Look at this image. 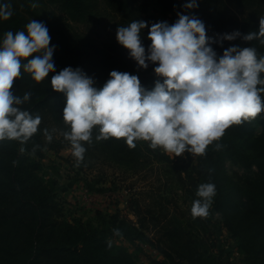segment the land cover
Masks as SVG:
<instances>
[{
    "label": "trees",
    "instance_id": "16d2710c",
    "mask_svg": "<svg viewBox=\"0 0 264 264\" xmlns=\"http://www.w3.org/2000/svg\"><path fill=\"white\" fill-rule=\"evenodd\" d=\"M137 1L0 0L10 4L13 10L8 20H0V37L7 31L25 30L31 20L41 21L49 30L50 45H56L53 54L56 72L68 66L79 67L94 78L97 87L102 86L112 70L128 72L136 74L141 85L151 90L155 81L160 79L153 72L155 65L149 63L147 69L139 68L115 38L116 29L132 21H145L149 27L159 22L152 14H146L147 0H141L142 10L136 7ZM152 1L164 12L186 10L181 6L187 0ZM197 2V8L187 11L204 22L206 34L213 38L235 30L242 34L257 32L259 20L264 18V0ZM147 33L148 27L142 30V43L146 49L150 44ZM232 45L255 47L258 57L264 56V44L259 40L246 42L237 38L223 41L222 46H212L219 55ZM53 74L49 73L41 82H35L29 73L21 69L20 78L13 84L12 90L16 95L23 97L26 92L31 93L29 101L20 107L33 116H40L41 123L38 131L23 144L15 140L0 141V264H137L136 254L130 253L124 246L107 242L101 236L114 230H119L123 237L136 235L155 245L162 258L150 259L148 264H220L219 260L210 257L208 248H202L203 237L199 238L198 234L187 229L188 220L184 221V215L169 217V205L159 204L161 201L170 202L165 197L169 193L167 186V192L157 189L144 194V202L147 199L153 201L146 204L144 212L140 210L141 206L135 211L137 215H142L139 217L142 219V230L121 215L119 210L108 215L97 212L96 224L80 218H64L62 208L55 200L58 182L52 174L41 173L43 165L39 161L45 147L61 148L66 145L65 141L70 143L63 135L68 131L61 114L65 97L63 93L51 89ZM259 117L264 119V112L256 118ZM45 130L51 135V141L47 139ZM97 134L94 130L92 142L84 144V157L96 152L104 159H114L118 165H129L134 172L140 169V141L130 148L124 138L97 141ZM233 135L237 137L236 132ZM226 142L232 141L229 139ZM256 142V146L245 154L239 143H227L228 146L219 150L214 143V146L209 145L206 149L209 151V164L204 175L206 183L213 182L215 185L212 202L236 235L238 220H242L239 215L247 210L257 214L252 220L254 232L248 234L247 244L242 245L252 253L247 264H264V241L261 237L264 236V137H258L253 141ZM224 156L240 161L246 167L254 163L258 170L259 188L246 189L232 183L224 172ZM180 181L183 183L184 180ZM184 191L194 200L188 187H184ZM236 196H239L237 203ZM240 198L246 203L240 202ZM194 220L199 227L201 225V230H205V223L200 217ZM146 231H151L155 240L145 236Z\"/></svg>",
    "mask_w": 264,
    "mask_h": 264
},
{
    "label": "clouds",
    "instance_id": "9594fccd",
    "mask_svg": "<svg viewBox=\"0 0 264 264\" xmlns=\"http://www.w3.org/2000/svg\"><path fill=\"white\" fill-rule=\"evenodd\" d=\"M181 7L195 9L198 2L187 0ZM12 15L11 5L0 2V20ZM177 17L172 24L162 21L149 27L145 21H132L116 29V41L139 68L155 65L153 72L160 79L151 90L128 72L110 71L99 87L79 67L56 72V45H50L49 30L41 21L31 20L25 30L5 32L0 37V141L23 144L41 123L40 116L20 107L31 93L20 97L12 90L21 69L35 82L54 73L50 86L65 97L61 114L68 131L63 135L77 165L84 158V144L92 142L94 130L97 141L124 138L130 148L136 141H145L151 149L159 148L173 157L185 152L203 156L230 126L264 112V56L258 57L255 47L240 45L229 46L218 55L212 46L237 38L264 44V18L259 20L257 32L235 30L213 38L195 14L177 12ZM146 27L147 49L142 43ZM45 135L51 141L47 130ZM221 147L215 144L217 150ZM215 191L210 182L198 186V199L190 208L193 218L208 215ZM114 232L120 235L119 230Z\"/></svg>",
    "mask_w": 264,
    "mask_h": 264
},
{
    "label": "rangeland",
    "instance_id": "374dc122",
    "mask_svg": "<svg viewBox=\"0 0 264 264\" xmlns=\"http://www.w3.org/2000/svg\"><path fill=\"white\" fill-rule=\"evenodd\" d=\"M147 1L146 14H152L159 22L166 21L168 24L177 20V13L164 12L152 0ZM141 4V0L136 3V7L140 10L143 8ZM181 14L189 13L185 10L181 11ZM234 132L237 137L233 135ZM258 137H264V119L261 117L230 126L218 143L223 144V148L228 146L227 143L231 145L239 143L245 154L256 146L257 142L253 143V141ZM229 139L232 142H226ZM140 142L142 148L139 160L141 161L137 172H134L129 165L125 167L118 165L112 158L110 161L99 157L96 152L88 153L77 165L71 154V145L67 141L61 148L45 147L39 160L43 165L41 173L52 174L57 180L55 200L61 206L64 218H80L84 222L91 221L96 224L97 212L108 215L119 210L121 215L126 216L142 230L140 225L142 219L139 218L142 215H137L135 211L138 206H141L140 210L144 212L146 204L153 201L147 199L144 202L142 200L144 194H150L152 190L157 189H160V192L169 190L168 195H165L170 201L169 204L162 201L159 204L169 205L167 208L169 217L173 215L177 218L184 215V221L188 220L187 229L193 234H198L199 238L203 237L202 248H208L210 257L216 261L219 260L220 264H247L252 253L246 251L242 245L247 244L248 234L254 232L255 226L252 225V220L257 217V214L249 210L241 213L239 216L242 220H238L235 230L238 235H236L213 202L208 209V215L200 217L205 223V230L200 229L201 225L200 227L197 225L190 213L193 201L198 199L196 196L198 186L206 183L204 175L209 164V151H206L203 156L185 152L183 156L173 157L172 154L159 148L151 149L145 141ZM213 143L217 144L215 141ZM224 157V172L232 183L246 189L259 188V175L254 163L246 167L240 161L236 162L227 156ZM180 179L184 180L183 183H180ZM184 187L192 191L194 200L184 191ZM234 199L237 203L239 196ZM240 202L246 203L241 198ZM154 210L157 212L155 208ZM144 234L155 240L151 231H146ZM101 236L107 242L124 246L130 253L136 254L137 264H148L150 259L162 258L155 245L136 235L126 238L116 235L114 231H109ZM261 237L264 241V236Z\"/></svg>",
    "mask_w": 264,
    "mask_h": 264
}]
</instances>
